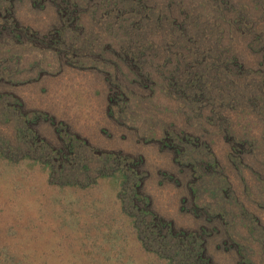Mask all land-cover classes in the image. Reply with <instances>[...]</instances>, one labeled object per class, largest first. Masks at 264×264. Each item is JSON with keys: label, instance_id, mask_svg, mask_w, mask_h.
<instances>
[{"label": "rangeland", "instance_id": "obj_1", "mask_svg": "<svg viewBox=\"0 0 264 264\" xmlns=\"http://www.w3.org/2000/svg\"><path fill=\"white\" fill-rule=\"evenodd\" d=\"M0 264H264V0H0Z\"/></svg>", "mask_w": 264, "mask_h": 264}]
</instances>
